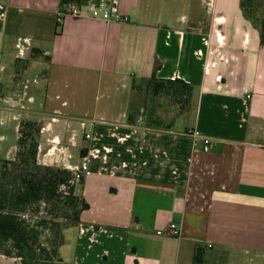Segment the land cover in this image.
<instances>
[{
	"label": "crops",
	"instance_id": "obj_1",
	"mask_svg": "<svg viewBox=\"0 0 264 264\" xmlns=\"http://www.w3.org/2000/svg\"><path fill=\"white\" fill-rule=\"evenodd\" d=\"M119 11L127 22H59V0H0V158L15 160L28 120L41 125L39 165L73 172L87 159L75 194L89 209L64 230L66 264H264L259 29L241 0H119ZM153 73L193 87L169 129L130 122L133 85Z\"/></svg>",
	"mask_w": 264,
	"mask_h": 264
},
{
	"label": "trees",
	"instance_id": "obj_2",
	"mask_svg": "<svg viewBox=\"0 0 264 264\" xmlns=\"http://www.w3.org/2000/svg\"><path fill=\"white\" fill-rule=\"evenodd\" d=\"M90 0H59V12L65 13L71 6H84ZM262 4L263 13L259 22L253 19V12ZM244 16L259 29L260 44L264 47V0H241ZM36 54L38 51H34ZM146 93L151 97L138 111L130 109V122L139 117L150 128L169 129L175 119L189 111L192 105L193 87L180 79H158L153 73L148 79L133 85L135 94ZM155 101H158L157 103ZM150 107V109H148ZM41 125L23 120L20 124V137L14 161L0 158V253L5 243H12L16 255L24 259L35 255L32 236L34 231L25 225L20 216L35 204L63 206L72 212V225H77L82 212L89 209L88 204L75 194L71 184L73 173L37 163ZM65 190V191H64ZM199 252V250H198ZM6 255H11L7 251ZM196 260L198 255L195 257Z\"/></svg>",
	"mask_w": 264,
	"mask_h": 264
},
{
	"label": "rangeland",
	"instance_id": "obj_3",
	"mask_svg": "<svg viewBox=\"0 0 264 264\" xmlns=\"http://www.w3.org/2000/svg\"><path fill=\"white\" fill-rule=\"evenodd\" d=\"M210 7L211 6L205 7L204 10H202L205 20L211 18L212 13ZM86 12L87 10L84 11V13ZM262 13L263 6L260 2L253 12V19L255 22H259ZM147 96L146 93L139 92V95L135 94L134 104L138 107L137 111L141 109L146 101L151 99L150 96H148V98ZM146 98L147 100L145 101ZM155 102L157 103L158 101ZM148 109H150V107ZM20 217L25 222V225L34 231V233L31 234H33L32 243L35 247V255H26L24 259H21L16 255L12 243H5L0 253V264H66L61 258L60 248L64 241V230L73 223L72 212L68 211V208H64L63 206L53 208L50 205L35 204ZM7 251L11 252V255H6L5 253Z\"/></svg>",
	"mask_w": 264,
	"mask_h": 264
},
{
	"label": "built area",
	"instance_id": "obj_4",
	"mask_svg": "<svg viewBox=\"0 0 264 264\" xmlns=\"http://www.w3.org/2000/svg\"><path fill=\"white\" fill-rule=\"evenodd\" d=\"M84 9L87 10L86 13H88L93 19L107 23L127 22L128 20L126 17H123L119 11V0H90L84 6H71L67 8L65 13H60L59 22L66 16L80 18L85 11ZM133 123L144 124L143 119L141 118H137ZM186 134L192 138L195 147H200L204 152L210 151L212 141L208 137L202 136L197 131H188ZM86 138L89 139L90 135H86ZM72 173L73 179L71 184L73 185L90 176L91 171L87 159L84 158L82 165L76 168ZM170 232L175 237L180 235L179 231L175 228H172Z\"/></svg>",
	"mask_w": 264,
	"mask_h": 264
}]
</instances>
